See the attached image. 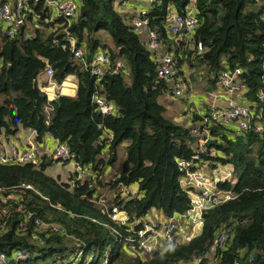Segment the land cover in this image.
Returning a JSON list of instances; mask_svg holds the SVG:
<instances>
[{"label": "trees", "instance_id": "1", "mask_svg": "<svg viewBox=\"0 0 264 264\" xmlns=\"http://www.w3.org/2000/svg\"><path fill=\"white\" fill-rule=\"evenodd\" d=\"M190 2L153 1L145 14L161 39L160 52H171L187 74L189 86L182 97H175L170 84L158 75L156 51L148 49L144 35L133 31L121 0H77L69 23L63 15L51 16L45 0H29L22 10L21 31L9 36L0 29V134L31 129L35 141L41 142L50 133L91 172L88 179L70 184L44 171L54 160L50 157L37 164L0 163V190L17 197L11 199L9 215L0 212V223L5 221L0 226V251L9 256L8 264L51 263L69 256L78 245L86 252L97 251V258L86 264L188 261L204 254L225 227L230 229L228 247L215 262L204 259L201 264H231L235 258L242 264L250 253L254 257L250 264H264V132L253 128L262 107L258 91L264 85V0H195L199 23L190 40L179 41L168 33L170 15L184 11ZM64 27L76 37L75 45L83 47L82 56H74ZM197 42L203 46L200 52ZM97 48L104 49L110 59L99 79L88 67ZM120 61L119 70L113 72ZM46 66L53 69L58 82L68 74L77 78L75 95L60 94L59 103L49 101L53 109L48 117L44 111L47 97L37 84ZM235 67L241 68L242 102L255 110L244 130L210 119V103L197 113L188 97L190 79L197 80V71L201 76L209 72L205 95H210L217 88L219 72ZM187 68L194 72L189 74ZM95 92L116 103V115L96 109ZM164 94L187 99L188 123L198 122L201 131L215 139L207 143L201 157L213 166L218 162L231 165L232 178L219 179L216 186L230 190L233 197L208 207L201 228L188 240L157 244L146 252L137 247L138 219L154 209L168 217L190 207L188 189L179 180L182 172L177 158L197 153L188 123L167 115L158 100ZM122 141L126 142L125 158L117 173L106 178L103 168L115 160L116 146ZM103 149L108 150L107 158L101 156ZM22 183L33 187H22ZM133 185L135 195L125 197L123 190ZM18 204L44 220L57 221L65 233L43 230L44 242L39 243L31 236V222L24 229L19 226ZM112 206L128 213L127 223L110 218ZM19 248L28 249L30 255L14 262L10 257ZM103 251H107V262L102 263ZM241 251L246 253L243 258L238 255Z\"/></svg>", "mask_w": 264, "mask_h": 264}, {"label": "built area", "instance_id": "2", "mask_svg": "<svg viewBox=\"0 0 264 264\" xmlns=\"http://www.w3.org/2000/svg\"><path fill=\"white\" fill-rule=\"evenodd\" d=\"M11 1V2H10ZM29 0H0V29L7 35L13 36L23 24L22 10L26 8ZM148 4L157 0H145ZM50 6L51 16L63 15L67 23H69L76 14L78 3L77 0H45ZM146 7L138 9V11L130 16V23L134 32L139 35H144L146 38L148 48L155 50L157 54V72L158 75L167 81L173 89V95L175 97H182L186 93V89L189 86V82L186 80L187 74L181 71L180 66L177 64L175 58L171 52H160L161 39L155 28L150 27L149 19L145 15ZM199 21L195 9V0H191L186 9L182 12L172 11L170 15V21L168 23V33L170 36L175 37L179 41L190 40L195 28ZM66 39L71 44L74 56L80 57L83 55V47L81 45H75L76 37L70 33L66 27ZM65 43H63V46ZM197 50L200 52L203 50L201 42L196 43ZM110 63L107 52L102 48H97L91 60L88 62L90 72L99 79L105 69L108 68ZM2 61L0 59V65ZM122 65L120 61L112 69L113 72H117ZM241 68L235 67L233 69H222L216 78V89H224L229 92L238 93L243 87L239 78ZM39 88L45 92L47 97V104L44 107L46 116L53 109L51 101L56 95L61 93V83H59L54 75L53 69L50 66H46L44 70L38 75ZM215 95V91H213ZM211 95V94H210ZM258 99L262 101V107L257 113L258 119L253 120V128L255 132H264V85L258 91ZM92 100L95 103L96 109L104 114L116 115L118 107L116 103L111 100H107L101 94L95 92L92 95ZM249 104L239 101L230 100L227 105H217L210 103V115L212 120L219 121L225 125L233 124L234 127L244 130L250 125L251 120L255 116V110L252 109ZM208 120V118H204ZM189 135L196 141V154L188 157L177 158V163L182 174L180 175V183L184 188L188 189L190 196V207L183 212H173L168 217L150 218V212L145 216H142L141 227L136 231V240H138V248H142L144 251H150L152 248L159 244H172L176 239L188 240L194 236L201 228L203 222V213L208 207L216 205L222 201L233 197V193L230 190H225L216 186V182L219 179H229L233 176V170L223 176H212L207 174L202 167L204 163L201 157L202 152L207 149V140L210 138L208 134L201 131L200 124L198 122L188 123ZM2 134V133H1ZM0 134V135H1ZM53 139V159L66 164L71 162L73 164L72 175H69L68 181L72 184L75 180L84 181L89 178L91 174L88 167L80 164L77 160L71 157L65 143L58 141L50 133L45 135ZM111 139L112 135H107ZM38 154V144L35 141L29 140L28 147L26 149H20L16 143L5 142L0 136V163H33L37 164L41 161ZM22 187L32 188L30 183H22ZM134 185L123 190L125 197H132L135 195ZM13 192L5 194L0 190V212L3 216H7L10 213L11 199L14 198ZM17 198V197H16ZM21 211L18 224L21 228L26 227L27 222L32 223L31 236L33 239L43 243V237L40 232L43 230L65 233V228L54 220H44L41 216L36 214L33 210L25 208L22 204H18L16 207ZM109 216L112 220L120 223H127L129 215L127 212L120 210L117 206H112L109 212ZM5 221L0 223L3 226ZM184 225L185 229L182 230L181 226ZM147 232V234H145ZM230 229L222 228L213 237L211 244L204 254L194 256L188 261L178 260L169 264H201L204 259H208L210 262H215L220 253L226 249L229 245ZM78 245L75 250L67 257L59 258L51 263L46 264H86L95 258L98 254L96 250L86 252ZM30 255L28 249H16L10 259L19 261L25 259ZM239 258H243L246 253L239 252ZM103 262H107V251H103L99 257ZM254 259L253 254H248L246 261L242 264H250ZM9 256L5 251H0V264H8ZM231 264H240L238 258H235Z\"/></svg>", "mask_w": 264, "mask_h": 264}, {"label": "crops", "instance_id": "3", "mask_svg": "<svg viewBox=\"0 0 264 264\" xmlns=\"http://www.w3.org/2000/svg\"><path fill=\"white\" fill-rule=\"evenodd\" d=\"M11 2V1H10ZM121 8L123 9L124 13L127 14L129 17L135 14L138 9H141L143 7L148 6V3L145 0H121L120 3ZM189 74L191 72H194V69L192 68H187ZM199 79H201V75H199V71H197ZM191 80V79H190ZM59 83H61V93L60 94H66V95H75L76 89H77V78L74 74H68L65 76L63 80H61ZM197 91H199V97L197 96H192L191 98V103L194 104L193 107L197 108V113H199V110H201L203 107L202 105H205L206 107L209 106V103L212 104H217V105H227L230 100H239L242 101V97L238 95V93H233L229 92L224 89H214L212 91H215L214 93H211V95H205L208 94L206 93L207 91L200 90L196 87ZM205 96L206 100L203 99L202 97ZM168 97H170V100H168ZM181 98H175L170 95H164L163 96V104L166 107V113L169 116H172L173 118L175 117L176 120L180 122H186L191 120V113L187 111V99L184 101H178ZM185 102V104H184ZM184 107L179 110L180 105H183ZM176 110V112H174ZM233 125V124H232ZM5 142H13L18 145L20 149H26L29 144V140L35 141V132L31 129H24L21 128L16 134L13 135H0ZM36 142V141H35ZM53 139L51 137H43V140L41 142H36L38 144V154L42 158H53V149H51L53 145ZM54 161V160H53ZM56 161V160H55ZM210 161L202 163L203 170L212 176H218L219 177V172L218 174L214 173L215 171V166H213L214 163L209 164ZM216 164V163H215ZM113 175L109 176H104L106 178H110ZM149 215H147L150 218H161L162 214L160 213L159 210H151L149 211Z\"/></svg>", "mask_w": 264, "mask_h": 264}, {"label": "rangeland", "instance_id": "4", "mask_svg": "<svg viewBox=\"0 0 264 264\" xmlns=\"http://www.w3.org/2000/svg\"><path fill=\"white\" fill-rule=\"evenodd\" d=\"M199 69H201V68L199 67ZM201 71H202V69H201ZM207 75H209L208 71H206V74H204L201 77V79L197 78V80H190L191 86H190V91L188 93L189 98H192L193 93H195V95H198V96L201 95V94H199V91H197L196 87L200 90L206 91L205 87L208 85ZM204 76H205V79H204ZM164 95H161L158 97V100L160 102H163V96ZM168 100H170V97H168ZM178 101H184V99L181 98ZM184 104H185V102H184ZM184 104L180 105L179 110H177V112L180 111L184 107ZM174 112H176V110H174ZM125 143H126L125 141H122V142H119L117 144L116 149H115L116 158L112 163H106L105 164V166L103 168V170H104L103 176H109L110 174L115 175L117 173L120 165L122 164V162L125 158V148H124ZM51 149H53V145H52ZM101 156L104 158H107L109 156L108 150L103 149L101 152ZM215 167L216 168H215L214 173L218 174V172H219V176H223V175L231 172V167L229 164H223V163L218 162V163H216ZM73 170H74V168H73V164L71 162L66 163V164H62L61 162L54 160L50 165H48L45 168L44 171L47 174H50L54 177L58 175L61 180H68L69 175L72 174ZM70 171H72V172H70ZM101 190H105V188H102ZM105 193H106V191H104V194ZM181 229L184 230L185 226L182 225Z\"/></svg>", "mask_w": 264, "mask_h": 264}, {"label": "water", "instance_id": "5", "mask_svg": "<svg viewBox=\"0 0 264 264\" xmlns=\"http://www.w3.org/2000/svg\"><path fill=\"white\" fill-rule=\"evenodd\" d=\"M22 27V25H21ZM21 27H20V31H21ZM149 50H151V48H148ZM7 67H9V64H7ZM33 84H35V80H33ZM55 102L59 103V99H60V95H56L54 98ZM215 142V139L214 138H208L207 140V143L210 144V143H214ZM147 234V232L145 233Z\"/></svg>", "mask_w": 264, "mask_h": 264}]
</instances>
